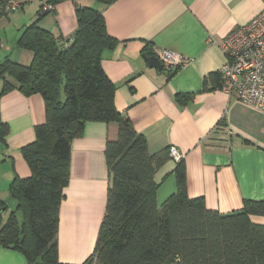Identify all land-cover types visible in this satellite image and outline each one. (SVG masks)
Segmentation results:
<instances>
[{"label":"crops","instance_id":"crops-1","mask_svg":"<svg viewBox=\"0 0 264 264\" xmlns=\"http://www.w3.org/2000/svg\"><path fill=\"white\" fill-rule=\"evenodd\" d=\"M78 5L91 2L57 0L54 13L47 15L38 5L29 19L26 5L2 17L0 62L32 63L33 53L17 43L38 19L63 44L78 29ZM263 12L264 0H118L103 12L108 34L118 41L101 63L115 85L117 110L144 136L151 154L177 148L189 197L204 199L209 210L223 215L241 211L246 200L264 201V113L223 92L221 82L205 80L220 74L226 63L221 42ZM145 51L155 56L167 51L185 63L173 74L158 71L146 62ZM0 118L10 130L5 144L0 142V200L11 205V182L31 175L21 149L45 124V101L39 94L12 90L0 96ZM118 134L116 122H89L71 142L70 182L59 214L61 264H84L95 254L110 185L105 152ZM176 168L169 159L155 174L159 207L177 192ZM10 213L0 209V228ZM252 221L264 225V217ZM0 264L28 261L0 244Z\"/></svg>","mask_w":264,"mask_h":264},{"label":"trees","instance_id":"trees-1","mask_svg":"<svg viewBox=\"0 0 264 264\" xmlns=\"http://www.w3.org/2000/svg\"><path fill=\"white\" fill-rule=\"evenodd\" d=\"M116 1L78 5V29L63 44L38 19L17 43L33 53L32 63L0 62V96L15 89L25 96L39 94L46 108L35 141L21 149L31 175L11 182V205L0 200L1 210L11 209L0 228V244L20 251L28 264H61L59 214L70 182L71 142L89 122H116L118 139L108 142L105 152L110 172L106 213L95 254L84 264H264V225L252 221L264 217V201L246 200L241 211L229 215L209 210L204 199L189 197L181 161L177 192L157 204L155 174L171 159L169 149L149 152L144 136L117 110L115 85L101 65L118 44L103 14ZM5 4L0 0V19L7 16ZM210 80L222 82L221 74L205 82ZM9 132L0 118L1 143Z\"/></svg>","mask_w":264,"mask_h":264},{"label":"built area","instance_id":"built-area-1","mask_svg":"<svg viewBox=\"0 0 264 264\" xmlns=\"http://www.w3.org/2000/svg\"><path fill=\"white\" fill-rule=\"evenodd\" d=\"M34 2L39 3L43 12L55 11V0H6L4 12L9 15ZM220 46L226 56V63L220 72L221 90L264 113V12L230 33ZM156 56L170 73L185 63L182 58L167 51ZM169 155L176 163L183 160L175 147L169 149Z\"/></svg>","mask_w":264,"mask_h":264},{"label":"water","instance_id":"water-1","mask_svg":"<svg viewBox=\"0 0 264 264\" xmlns=\"http://www.w3.org/2000/svg\"><path fill=\"white\" fill-rule=\"evenodd\" d=\"M49 14L48 12H45V15ZM146 62L149 64V66L155 70L158 71H163L164 70V66L162 65V63L160 62V60L158 59L157 56L153 55V56H144ZM176 70H173L171 73H175Z\"/></svg>","mask_w":264,"mask_h":264},{"label":"rangeland","instance_id":"rangeland-1","mask_svg":"<svg viewBox=\"0 0 264 264\" xmlns=\"http://www.w3.org/2000/svg\"><path fill=\"white\" fill-rule=\"evenodd\" d=\"M38 5H39L38 2L28 4V6H26V8H25L24 16L28 17V19L33 17L35 15L36 9L38 8ZM7 31H10V30L7 29ZM2 33H3V35H5L4 28H2ZM95 263H96V261H95Z\"/></svg>","mask_w":264,"mask_h":264}]
</instances>
